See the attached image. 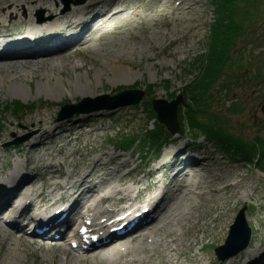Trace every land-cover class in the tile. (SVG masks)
<instances>
[{"label": "bare ground", "instance_id": "1", "mask_svg": "<svg viewBox=\"0 0 264 264\" xmlns=\"http://www.w3.org/2000/svg\"><path fill=\"white\" fill-rule=\"evenodd\" d=\"M76 1L0 0V72L10 90L22 91V83L31 84L29 78L39 76L42 71L40 79L46 81L40 86V91H58L60 79L55 82L53 73H68L85 65L86 62L74 61L72 55H80L84 50L85 46L82 45L90 40L82 42L87 34L98 33L110 21L129 22L144 16L138 6L130 9L128 3L131 0H84L78 4ZM71 3L74 5L63 9ZM38 8H43L45 15L54 17L41 21L40 15L33 16V11ZM129 10L133 13L128 18L125 16ZM197 25L194 23L192 27ZM114 27L118 30L122 28L119 24ZM111 29L106 28L103 32ZM121 52L123 50L107 53L108 57L114 59H105L100 64L101 69L105 71L107 66H111L115 73L113 82L132 85L135 78L124 73L126 52ZM81 56L87 59L88 64H98L88 53ZM14 60L22 62L16 63ZM16 65L26 69L19 70ZM7 69H11L10 76ZM2 86L0 82V88ZM76 86L77 83L70 85L73 94L79 92ZM21 95V92L16 93V96ZM96 114H78L58 121L54 128L49 129L47 125L51 121L40 112L36 117L19 121L25 129H37V134L13 146H0V245L2 249L9 245V248L3 249L9 264H16L15 260L22 261L17 247H23L27 256L32 248L48 252L52 260L58 256L63 264H91V258L93 264H206V257L209 259L210 256L203 250L205 244L199 247L198 253L190 255V250L198 242L200 231L203 234L201 238L210 239L211 245L224 238V224L232 209L227 208L224 213L219 209L221 203L217 204L213 207L217 214L210 218L211 209L207 207L214 200H222L227 205L229 199L233 198L230 194L235 192L236 196L238 192L235 188L242 185L240 174L234 173L227 177L219 172L210 174L206 162L210 156H199L198 160L186 150L187 142L178 144L174 138L171 148L166 150L164 157L148 174L153 181L152 186L142 191L139 187L141 179L138 177L141 167L125 149L121 150L124 152L107 148L83 152L80 147L74 146L66 154L61 152L60 149L71 143L72 133L78 134L74 136L75 143L83 136L85 127L90 128L89 134H99L100 130L94 128L89 119ZM22 129L12 122L1 128L0 141L9 139L5 132H21ZM45 141H50L51 145ZM41 146L48 158L39 155L37 147ZM13 151L21 154L27 152L29 155L23 161L16 157L9 166L3 160L5 155L12 158ZM33 151L37 161L31 156ZM58 155L66 160L61 162ZM71 157L73 160L68 161ZM34 165L45 168L47 172H30ZM26 185L31 188L26 189ZM221 191H230V194L223 195ZM174 194L182 195V201L171 211L169 204L174 202ZM248 196L252 195L249 193ZM152 212L157 215L155 219L152 218L154 222L151 224L149 214ZM207 218H210V228ZM71 220L75 221L77 228L64 234L65 224ZM145 226L149 229H145ZM32 227L41 230L42 235L32 230L29 236L33 240H30L26 232ZM83 230L87 237L91 236L95 240L86 242L84 236L80 235L84 233ZM134 230L135 233L129 239L137 241L135 246L128 245L130 241L116 243L106 251L101 249L97 254V246L92 245L93 242L106 245L112 239H126L118 234H128ZM76 237L80 238L78 242H81V246L86 242L89 247L93 246L94 251H84L83 248L86 253H76L71 247L69 249L70 243L68 246L63 243ZM148 237H153L151 243L144 242ZM126 245V250L120 251ZM111 250L112 255H105ZM246 253L248 255L244 264H264V240L260 246L249 247ZM23 261L28 264L29 260ZM212 262L210 264H230L231 261Z\"/></svg>", "mask_w": 264, "mask_h": 264}, {"label": "rangeland", "instance_id": "2", "mask_svg": "<svg viewBox=\"0 0 264 264\" xmlns=\"http://www.w3.org/2000/svg\"><path fill=\"white\" fill-rule=\"evenodd\" d=\"M72 5L74 4H68L69 7ZM259 5L264 10V0H261ZM128 6L131 10L133 9L131 8L132 6H138L139 11L144 16L133 18L129 22L124 20L110 21L98 33L87 34L82 42L90 39L88 41L90 44L86 42L82 45V47H85L80 55H72L74 61L86 62L85 65L72 72L53 73L55 82L60 79L59 89L61 90L41 89L40 91V86L46 81V79H40L42 71L39 72V76L29 78L31 84L22 83V91L10 90L8 84L3 81L2 71L0 70V82L3 85L0 88V131L1 128H5L12 122L18 127H23L21 132H5L9 139L3 142L0 141V146L5 147L7 143L26 141L37 134L39 132L37 129H25V126L19 121L28 120L31 116L36 117L40 112L48 116L51 122L47 127L51 129L57 125L58 117L63 111L61 108L65 105H77L84 98L91 97L96 99L104 94L116 95L125 90H142V92L144 91V97L138 104L122 106V108L115 110L101 109L93 112H97L96 116H90L89 119L94 128L100 130L98 135L89 134L90 128L85 127L83 128L84 134L79 138L78 142L75 143L74 140V136H78V134L72 133L71 143L62 149L59 148L65 154L70 149H74V146H78V149L80 147L83 152L101 148L120 152L126 149L123 147L118 148V142L122 137L130 134L139 135L146 126L149 129H154L155 125L158 124L153 117V111L151 112V110H154L152 104L155 99L160 98L168 101L180 97L189 99L185 87L192 83L195 78V75L191 74L192 71L199 73L198 70L202 68L200 61L203 65L205 54L212 43L210 38L212 36L211 25L214 24L216 18L215 0H131ZM66 7L63 9L67 10ZM131 10L128 11L127 16H124L128 18L132 16L133 11ZM41 13H43L42 18L44 20L54 17L53 15H45L46 11L43 8L34 10L33 16H39ZM261 14L264 15V11ZM194 23L198 25L192 27ZM259 23L257 25L258 28L255 27L253 35L246 36V39L243 38L244 42H239L238 46L231 52V56L236 60L234 62L237 63L239 68L235 63L233 64V69L223 70V74L215 83V87L209 96L210 102H213L214 108L212 107V109L226 122V127H224L228 129V133L238 138L248 139L253 137L254 139L258 136V138L262 137L260 139L264 140V19ZM117 24L122 27L121 30L114 27ZM128 24L129 26H126ZM106 28L112 29L108 32H103ZM119 50L126 52L124 73L128 77L132 76V78H135V82L132 85L113 82L115 73L111 66H107L105 71L101 69L100 64L105 59L109 61L114 59L113 57H108L107 53ZM85 53L96 59L98 64H88L87 59L81 56ZM11 57L13 58L14 56ZM14 61L16 63L22 62V60ZM16 67L19 70L26 69L21 65H16ZM7 74L9 76L12 74L11 69H7ZM72 83H77L76 90L79 92L76 94H73L70 90ZM87 91L88 94H85ZM18 92H21L22 95L16 96ZM16 103L30 106L23 112L18 113V111L14 110ZM91 104L90 107L98 105L100 102ZM189 132L187 134L189 138L195 134L194 131ZM49 135L47 136L49 137ZM112 138L118 140L117 144L112 141ZM174 138L177 139L178 144L187 142L188 148L186 150L193 153L198 160L199 156H210L209 161L206 158L207 166L211 170L210 174L219 172L220 175L225 177L232 176L234 173L240 174L239 179L241 180L240 184H242L235 188L238 192L236 196H234L235 192L232 194H230V191L220 192L223 195L230 194V196H233V198L229 199L227 205L223 204L222 200H214L209 202L207 207L211 209V213L208 216L210 218L215 217L217 214V211L214 212L213 208L217 204L221 203L219 206L221 212L225 213L227 208L232 209L231 215L224 224V238L217 244L211 245L212 241L210 242V239L201 238L202 233L200 231L198 242L192 245L190 255L198 253L199 247L205 244L203 250L210 256L209 259L206 257V264H210L211 261L214 263L223 262L218 260L215 249L225 244L230 233V227L243 207L246 208V220L252 229L249 246H260V242L264 240V163L257 161V159H253L251 162L245 160V158H235L227 154L222 146L209 144L204 137L199 136V138L194 139L196 141H190L182 138L181 134H176L175 136L167 135V141L170 143L164 144L163 150L159 154L151 147L146 146L147 148L143 149L142 143L133 149L125 151L131 153L133 160H136V164L141 167L138 172V177L141 179L140 189L145 191V187L149 188L152 186L153 181L148 177V174L155 165L157 166L158 161L164 157L166 150L171 148ZM55 139L58 140V136ZM45 142L51 145L50 141ZM37 148L39 149V155L48 158V155L42 152L43 146ZM57 151H55L56 154L59 153ZM13 154L12 158L5 155L4 160L2 159L3 162L9 163L10 166L16 157L23 161L29 155L27 152L22 154L14 152ZM31 156L36 160L37 156L34 151L31 152ZM156 157L158 160H155ZM8 158L10 162H8ZM58 158H60L61 162L66 160L61 155H58ZM67 160L71 161L73 157ZM35 167L34 165L30 172H47L45 168L36 167L37 170H35ZM64 169L66 170V168ZM46 176L50 177L49 175ZM26 186V189L31 188V186ZM249 193L252 196H248ZM173 199H175L174 202L169 204L171 211L178 207L182 201V195L174 194ZM199 200L201 201V198ZM210 218L206 219L209 223L208 228L211 226ZM26 235L30 240H33L29 234ZM152 239L153 237H148L144 242L151 243ZM136 242L135 240L130 241L128 245L135 246ZM63 243L65 246L69 245L65 241ZM4 248H9V245L4 246ZM126 248L127 245L120 248V251H125ZM248 248L246 247L239 255L232 257L230 264H244L247 260L248 253L246 251ZM3 249L0 245V264H9ZM22 249L23 247H17L18 256L21 257L22 261L18 262L15 260L16 264L17 262L19 264H27L23 259H28V264H63L58 256L52 260L48 252L32 248L27 256ZM229 251L231 250L229 249ZM112 253L113 250L106 252L105 255L110 256ZM42 260H44V263ZM156 261L157 258L155 257L154 262ZM89 262L93 264L94 260L91 258Z\"/></svg>", "mask_w": 264, "mask_h": 264}, {"label": "trees", "instance_id": "3", "mask_svg": "<svg viewBox=\"0 0 264 264\" xmlns=\"http://www.w3.org/2000/svg\"><path fill=\"white\" fill-rule=\"evenodd\" d=\"M215 4L216 18L214 24L211 25L212 36L210 39L212 43L205 54L203 65L200 61L202 68L198 70L199 73L192 71L191 74H194L195 78L185 87L189 99H185L177 113L180 120L179 125H181L180 133L186 137L190 133L189 131H194L195 134L191 136L193 139L204 135L209 142L221 145L232 156L236 155L251 162L253 159H257L264 163V140L260 139L262 137L258 138L257 136L254 139L253 137L248 139L233 137L225 128L226 122L212 109L213 102H210L209 96L215 83L223 74V70L233 69L236 60L232 58L231 52L239 42H244L243 38L246 39L248 35L252 36L255 27L258 28L259 22L264 19V15L261 14L264 10L259 5L261 0H215ZM250 14L254 17L249 16ZM29 106L16 103L14 110L21 113ZM152 111L154 119H157L156 111ZM156 122H158L155 125L156 129H149L146 126L139 135L124 136L119 142L112 138V141L116 144L118 142V147L126 149H133L142 143L143 149L146 146L151 147L159 154L162 152L164 144L169 143L167 135L171 134L166 129V125L161 124L158 120ZM252 139L257 140L252 142Z\"/></svg>", "mask_w": 264, "mask_h": 264}, {"label": "water", "instance_id": "4", "mask_svg": "<svg viewBox=\"0 0 264 264\" xmlns=\"http://www.w3.org/2000/svg\"><path fill=\"white\" fill-rule=\"evenodd\" d=\"M83 1L84 0H77L75 3L78 4L79 2ZM69 8L70 7L67 4L66 9ZM42 15L43 14L41 13L40 19L44 20V18H42ZM143 94L144 91L142 92V90H125L122 93L120 92L116 95L104 94L98 96L96 99H92L91 97L84 98L77 105L63 106V108H61L63 109V111L60 114V117H58V121L69 119L77 113L81 115L82 113H90L101 109L113 110L122 106H133V104H138L141 102L144 97ZM183 101L184 98L180 97L172 101L157 98L153 102V106L157 112L156 115H158V119L161 123L167 126L172 134H177L180 131L179 117L177 113L179 111V106ZM96 102H100V104L90 107L91 103L94 104ZM19 142L23 141L21 140ZM13 144H18V142L8 143L7 145L10 146ZM245 211L246 208L243 207L240 210L239 214L236 216L235 222L230 227V233L225 241V244L216 248V252L219 258L222 260L238 255L250 244L252 229L251 227H249L250 225L246 220ZM229 249L231 251H229Z\"/></svg>", "mask_w": 264, "mask_h": 264}]
</instances>
